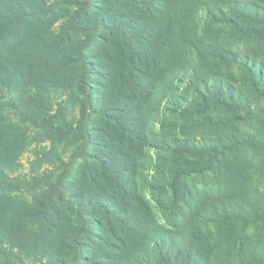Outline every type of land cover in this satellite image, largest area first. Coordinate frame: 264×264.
Wrapping results in <instances>:
<instances>
[{
	"label": "trees",
	"instance_id": "obj_1",
	"mask_svg": "<svg viewBox=\"0 0 264 264\" xmlns=\"http://www.w3.org/2000/svg\"><path fill=\"white\" fill-rule=\"evenodd\" d=\"M262 7L240 9L264 18ZM188 11L187 0H15L0 10V147L11 145L7 155L0 149V264H217L198 221L186 231L164 227L134 165L112 157L113 149H141L157 82L183 68L178 38ZM257 68L250 95L222 86L214 97L234 113L229 122H264ZM208 81L198 77L200 93ZM31 144L30 175H15L10 155ZM190 144L208 155L207 173L221 172L232 155L247 159L255 181L217 215L264 252V128Z\"/></svg>",
	"mask_w": 264,
	"mask_h": 264
},
{
	"label": "rangeland",
	"instance_id": "obj_2",
	"mask_svg": "<svg viewBox=\"0 0 264 264\" xmlns=\"http://www.w3.org/2000/svg\"><path fill=\"white\" fill-rule=\"evenodd\" d=\"M14 1L0 0V10L6 13ZM187 1L189 26L185 36L178 38L183 68L172 69L163 81L158 79L156 97L146 105L149 110L142 126L141 149H113L112 157L134 165L140 190L164 227L186 231L192 220L198 221V233L204 241L206 237L205 244L217 264H259L264 252L255 243V236L248 239L237 224L221 222L217 215L226 205L237 204L255 181L249 162L243 155H232L221 172L207 173L202 155H208L188 144L196 143L198 148L220 145L239 131L264 128L261 120L229 122L227 119L234 116L232 110L227 104L214 102L222 86L236 95H250L254 77L251 66L255 63L256 73L264 74V18H245L240 9L253 7V3L264 8V0ZM4 40L0 35V44ZM203 72L209 81L198 85L201 95L197 82ZM224 95L229 97L227 89ZM1 146L7 155L9 140ZM37 146L31 144L23 152L10 155L19 164L15 175H30ZM176 167L186 173H173ZM77 168H83V161Z\"/></svg>",
	"mask_w": 264,
	"mask_h": 264
}]
</instances>
